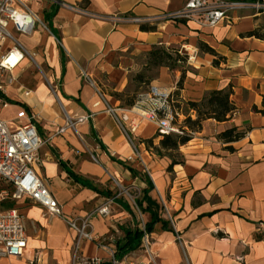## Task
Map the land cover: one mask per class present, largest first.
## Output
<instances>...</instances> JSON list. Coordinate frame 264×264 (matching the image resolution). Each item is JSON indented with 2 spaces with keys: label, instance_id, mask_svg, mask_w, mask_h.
Instances as JSON below:
<instances>
[{
  "label": "crops",
  "instance_id": "crops-1",
  "mask_svg": "<svg viewBox=\"0 0 264 264\" xmlns=\"http://www.w3.org/2000/svg\"><path fill=\"white\" fill-rule=\"evenodd\" d=\"M28 1L43 24L21 41L28 48L26 40L39 35L28 49L42 48L58 94L52 98L41 86L23 90L16 81L0 95L9 103L1 118L16 126L35 118L45 142L37 172L67 219L88 218L112 202L109 217L91 219L106 248L85 240L82 257L98 264H264V241L256 239L264 232V40L256 37L264 13L247 11L235 25L200 30L158 19L188 0ZM171 45L189 57L181 87L186 101L232 88L238 110L226 122L205 121L188 143L159 155L146 142L156 134L151 125L132 135L143 140L136 146L109 112L120 102L102 107L96 84H122L137 70L124 56L129 50L147 56L154 46ZM17 75L4 74L3 81ZM181 77L175 70V83ZM234 127L245 134L241 140L218 138ZM114 184L136 194L118 193ZM13 209L26 220L29 248L18 262L0 264H73L77 235L63 218L48 217L30 200L0 205L1 212ZM147 224L148 248L144 238L136 244L127 235ZM130 241L136 247L120 252Z\"/></svg>",
  "mask_w": 264,
  "mask_h": 264
},
{
  "label": "built area",
  "instance_id": "built-area-1",
  "mask_svg": "<svg viewBox=\"0 0 264 264\" xmlns=\"http://www.w3.org/2000/svg\"><path fill=\"white\" fill-rule=\"evenodd\" d=\"M247 11L256 15L264 13V0H188L182 9L163 13L158 19L193 25L200 30H215L225 25H235L242 13ZM135 22L142 23L139 19ZM40 24L43 23L39 14L31 8L28 0H0L1 96L6 95L7 85L17 81L15 76L3 81L4 74L21 72L29 61L38 65L37 54L28 49L21 38L33 35ZM53 92L58 94L57 89H53ZM30 94L28 91L25 95L28 97ZM8 107V102H0V205L30 200L42 206L48 217L63 218L70 231L77 235L73 245V264L89 263L81 255L82 242L87 240L105 247L102 243L104 240L93 233L91 219L95 214L109 217L112 202L88 218L67 219L48 182L37 172L42 166L40 149L45 142L40 136L35 118H31L25 125L16 126L1 118L2 111ZM109 112L128 138L145 125H154L156 134L162 139L173 136L192 137L194 133L188 123L197 119L196 111L184 98L178 83L167 88L153 86L134 107L110 108ZM75 125L69 121L67 128L74 129ZM67 128L61 129L59 134H64ZM143 240L148 248L150 239L146 232ZM28 248L24 216L18 209L0 211V261L23 258ZM92 262L99 263L98 260ZM113 264L118 263L114 260Z\"/></svg>",
  "mask_w": 264,
  "mask_h": 264
},
{
  "label": "trees",
  "instance_id": "trees-1",
  "mask_svg": "<svg viewBox=\"0 0 264 264\" xmlns=\"http://www.w3.org/2000/svg\"><path fill=\"white\" fill-rule=\"evenodd\" d=\"M52 31V27H49ZM142 30H147L146 27L142 26ZM256 37L264 40V30L258 29L256 31ZM205 50L211 51L212 49L208 46L204 47ZM189 61V57L187 55L182 54L181 48L177 46H154L153 49L147 55V63L144 66V70H152L153 68H167L171 71H175L179 69V64H187ZM63 63H65V56L63 55ZM182 77L178 83L180 87L183 86L184 80L186 78V71L182 70ZM135 80L138 83L149 85L153 79L146 78L144 73H140L136 76ZM234 91L232 88H228L226 90L216 91L208 97L203 98L199 102H191L190 105L197 113V119L194 122H189L190 130L195 133L197 131L202 130V125L207 120H214L217 122H226L233 118L238 108L232 100V96ZM116 98L119 101H122V107H134L135 101L131 100L129 102H124L120 95H116ZM244 133L238 131L236 127L228 129L226 132L220 134L218 138L221 141L226 143L236 142L241 140L244 137ZM190 141V138H178L174 139L172 137H165L159 147H156L155 150L159 155L161 152L165 150L168 151H176L180 148V146L185 145ZM147 144L153 145V140L146 141ZM175 164V163H174ZM172 167H170V170ZM139 206V205H138ZM145 232L147 234H151L153 232V227L150 225H146ZM144 231H136L129 232L128 237H132L133 242L136 244H140L145 235ZM258 241H264V232L258 233L256 236ZM132 245L131 241L119 249V251H132L135 247ZM118 251V252H119ZM93 263V262H90ZM96 264V263H94ZM101 264H112V263H101Z\"/></svg>",
  "mask_w": 264,
  "mask_h": 264
},
{
  "label": "rangeland",
  "instance_id": "rangeland-1",
  "mask_svg": "<svg viewBox=\"0 0 264 264\" xmlns=\"http://www.w3.org/2000/svg\"><path fill=\"white\" fill-rule=\"evenodd\" d=\"M55 0H48V5H52ZM48 29L44 31V33H48ZM172 46V45H171ZM34 53L37 54L36 61L38 65L33 62L29 61L27 62L25 68L18 73V80L17 83L19 82L20 86L19 88L21 89H28V90H34L37 86L44 87L46 89V92L52 97L55 98L53 88H55V83L53 80H51V74H50V68L44 61V53L42 51V48L39 47L35 50H33ZM128 60L132 59L134 62L138 65L137 70L135 71H130L126 75V79L122 84L119 85H113L110 84L106 81H102V83H97L96 84V89H98L99 92L97 93V98L101 103L102 107H106L107 104L111 100H117L116 95H120L123 101L129 102L131 100L135 101V104L141 99V97L148 93L153 86L155 87H168L173 84H175L174 76H175V71H171L167 68H153L152 70H144V66L147 63V56L143 55L136 49H131L129 50L125 55ZM179 71H182L185 69L186 65L185 64H179ZM144 73L146 78H152L153 81L149 85L141 84L138 83L135 78L138 74ZM179 83V82H178ZM58 92V89H57ZM56 99V98H55ZM119 101V100H117ZM121 106L123 104L122 101H119ZM11 111L9 110V114ZM151 130L152 133L156 131V127L154 125H151ZM158 135L155 134V136L151 139L147 140H153V145L151 144L150 147H152V151L154 153H157L155 150L154 143H157L159 147L161 141L164 139H158ZM172 138L178 139V138H191V137H178V136H173ZM132 141L135 143L136 146H138L139 143H142L143 140L139 139L137 136L136 138L132 136ZM165 151V150H164ZM165 154L167 153L166 151L164 152ZM163 153V154H164ZM162 154V152H161ZM116 187V190H118V193L122 194H130V195H135L136 191L135 190H129L127 189L126 191L123 190L122 188L118 187L116 184H114ZM11 190V187L9 188ZM140 215V214H139ZM140 222L142 223V217L140 216ZM96 244V243H95ZM97 245V244H96ZM9 262H18L17 259L10 260ZM92 261L89 260V263L86 264H94L90 263Z\"/></svg>",
  "mask_w": 264,
  "mask_h": 264
},
{
  "label": "bare ground",
  "instance_id": "bare-ground-1",
  "mask_svg": "<svg viewBox=\"0 0 264 264\" xmlns=\"http://www.w3.org/2000/svg\"><path fill=\"white\" fill-rule=\"evenodd\" d=\"M26 39H27V38H26ZM39 39H40V37H39L38 34H36L35 38L32 39V40H31V39H27V40H26V41H27L26 43H27V45H28V48L32 49L33 46L39 42Z\"/></svg>",
  "mask_w": 264,
  "mask_h": 264
}]
</instances>
